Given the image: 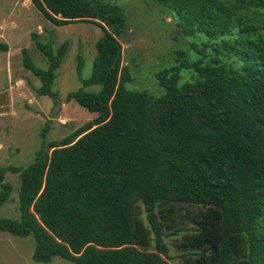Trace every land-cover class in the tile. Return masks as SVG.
Here are the masks:
<instances>
[{
  "label": "trees",
  "instance_id": "trees-1",
  "mask_svg": "<svg viewBox=\"0 0 264 264\" xmlns=\"http://www.w3.org/2000/svg\"><path fill=\"white\" fill-rule=\"evenodd\" d=\"M31 2L55 25L100 27L90 76H81L78 54L82 85L65 96L96 116L43 141L27 166L0 168V206L11 191L5 171L19 174V219L0 217V231L31 236V258L44 264L54 256L75 264H168L160 217L173 220L174 204L187 203L197 206L182 242L197 253L187 264H264V0H157L185 35L201 41L191 44L198 57L179 51L176 63L157 72L158 94L127 87L132 77L116 37L126 18L117 4ZM35 38L48 66L35 65L23 49L24 67L39 78L37 94L55 96L68 41L55 52ZM182 70L189 80L180 82ZM91 85L99 89H84ZM137 202L156 251L147 249Z\"/></svg>",
  "mask_w": 264,
  "mask_h": 264
},
{
  "label": "rangeland",
  "instance_id": "rangeland-1",
  "mask_svg": "<svg viewBox=\"0 0 264 264\" xmlns=\"http://www.w3.org/2000/svg\"><path fill=\"white\" fill-rule=\"evenodd\" d=\"M101 1L117 4L126 18L125 26L116 37L122 47V64L128 67L132 77L127 84L129 89L158 94L161 87L156 74L176 63L179 51L190 59L198 57L191 44L200 45V37L185 35L177 24V17L157 0ZM32 34L55 52L63 41H68L51 88L55 96L37 94L35 89L40 85L39 78L24 67L23 49L35 65L48 66L47 58L35 47ZM101 34L100 27L91 21L55 25L33 7L31 0H0V43L7 45V50L0 51V168L27 166L34 160L43 141L60 140L96 116L75 100H65V96L82 85L76 71L78 54L82 58L81 76H90L94 44ZM189 79L188 71L182 70L180 82ZM84 89L96 91L99 86ZM57 101L60 102L59 115L50 119L49 114ZM3 180L11 184V191L0 206V217L19 219V174L5 171ZM161 206L167 209L168 204L162 203ZM196 208L187 203H175L173 220L166 214L160 217L164 224L162 238L165 247V252L160 255L168 264H187L186 258L197 254L182 245L185 236L192 232L188 213ZM135 211L149 231L151 241L147 249L156 251L155 235L141 202L136 203ZM34 246L31 236L18 237L0 231V264H44L32 260ZM238 246L246 248L243 235L239 237ZM49 264L75 263L54 256Z\"/></svg>",
  "mask_w": 264,
  "mask_h": 264
},
{
  "label": "water",
  "instance_id": "water-1",
  "mask_svg": "<svg viewBox=\"0 0 264 264\" xmlns=\"http://www.w3.org/2000/svg\"><path fill=\"white\" fill-rule=\"evenodd\" d=\"M60 106V102L57 101V103L55 104V106L53 107V109L51 110L50 114H49V118H57L58 117V108Z\"/></svg>",
  "mask_w": 264,
  "mask_h": 264
}]
</instances>
